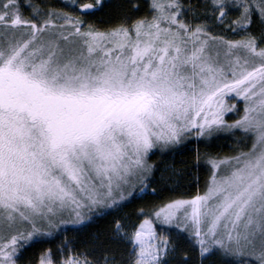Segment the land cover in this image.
<instances>
[{
    "label": "snow or ice",
    "instance_id": "snow-or-ice-1",
    "mask_svg": "<svg viewBox=\"0 0 264 264\" xmlns=\"http://www.w3.org/2000/svg\"><path fill=\"white\" fill-rule=\"evenodd\" d=\"M0 264H264V0H0Z\"/></svg>",
    "mask_w": 264,
    "mask_h": 264
},
{
    "label": "trees",
    "instance_id": "trees-1",
    "mask_svg": "<svg viewBox=\"0 0 264 264\" xmlns=\"http://www.w3.org/2000/svg\"><path fill=\"white\" fill-rule=\"evenodd\" d=\"M44 3H59L57 0H43ZM105 17L100 15L96 19L101 20ZM193 149L189 147L188 149L184 150L183 154H177L173 156L170 153H165L161 155H157L153 157V160L157 164L158 168L160 169V172L157 173V179L159 180L161 172L165 174V178L167 179L169 176L171 177L170 180H168L167 184H161L158 185V187H161L163 189H166L169 186H176L177 191L179 193H189L194 192V182L197 173L190 172L185 169L184 164L182 161L188 159V154ZM228 150V141L221 139L215 142L212 151H222L227 152ZM166 169H175L176 175L172 176L170 172L165 171ZM206 179V176L204 172L199 173V181L201 187L204 184V181ZM165 196H167V192L165 191ZM153 201V198L151 196L145 197L143 200H138L133 204H130L128 207L115 212L113 215L119 216V217H125L126 215L130 218L129 222H135L134 218H132V213L135 208L137 207H150L151 203ZM112 220V216H108L106 218L100 219L97 223L93 225V230H103L107 227L108 222ZM78 243V241H76ZM59 244V241H54L51 244H45L43 246L36 245L29 249V251L26 253V260L35 262L39 259L41 251L43 248H50L52 251L53 257L57 254V245Z\"/></svg>",
    "mask_w": 264,
    "mask_h": 264
},
{
    "label": "rangeland",
    "instance_id": "rangeland-1",
    "mask_svg": "<svg viewBox=\"0 0 264 264\" xmlns=\"http://www.w3.org/2000/svg\"><path fill=\"white\" fill-rule=\"evenodd\" d=\"M57 1H59L60 2V0H57ZM65 2H67V0H65ZM161 155V154H160Z\"/></svg>",
    "mask_w": 264,
    "mask_h": 264
}]
</instances>
